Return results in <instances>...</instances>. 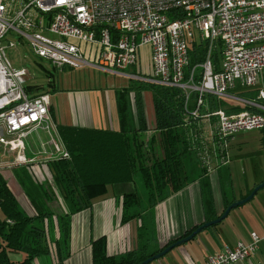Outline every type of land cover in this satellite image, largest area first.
I'll return each mask as SVG.
<instances>
[{"label":"built area","instance_id":"2783aa9c","mask_svg":"<svg viewBox=\"0 0 264 264\" xmlns=\"http://www.w3.org/2000/svg\"><path fill=\"white\" fill-rule=\"evenodd\" d=\"M11 32L57 69L89 66L124 74L140 65L141 49L148 46V73L137 70L126 75L183 88L185 106L191 94L198 92L191 114L214 117L209 136L216 142L215 153L222 164L229 161L232 136L264 128L260 112L227 113L219 108L200 114L205 96H232L230 92L238 86L260 84L258 98L264 99V0H0V145L8 157L1 161L3 167L34 165L40 160L46 166L49 161L70 158L52 119L51 95L30 96L28 70L14 67L7 57V47L17 41L7 38ZM204 40L208 42L205 59L191 67L190 46ZM217 41L222 43L219 68L213 60ZM249 103L264 110L261 102ZM39 130L54 132L53 149H43L41 158L30 155L26 144ZM200 143L199 159L211 171L210 147L207 140ZM262 244L264 234L252 232L250 242L225 245L197 264H240Z\"/></svg>","mask_w":264,"mask_h":264},{"label":"trees","instance_id":"16d2710c","mask_svg":"<svg viewBox=\"0 0 264 264\" xmlns=\"http://www.w3.org/2000/svg\"><path fill=\"white\" fill-rule=\"evenodd\" d=\"M207 49L208 42L205 40L191 44V67L205 59ZM221 51L222 43L217 41L213 51L216 68H219ZM200 77L201 72L196 79ZM130 89L135 91V113L125 94L130 90H125L119 99L118 129L60 126L59 134L70 152V158L47 163L51 182L41 181L31 175L30 186L26 187L24 183L20 184L16 176L9 181L7 174L0 169V264H34L38 255L51 252L50 243L58 251L60 241L50 237V229L45 225L47 219L58 218L60 232L63 238H67L70 233V217L74 213L92 207L95 198L107 193L108 186L135 182L138 174L141 175L144 189L139 191L136 188L124 193L121 201L123 222L134 218L142 221L137 231V246L125 254L108 256L106 240L101 237L92 242L93 264L141 263L188 236L199 225L223 214L207 215L203 223L171 240L165 247L150 249V241L154 238L150 233L155 224L153 208L170 194L189 185L194 178L195 165L200 164L198 147L201 144L202 128L193 123L198 118L191 114L197 106L198 92L191 94L187 109L183 88L134 81ZM260 89L261 86L244 88L236 91V94L264 104V99L258 98ZM143 91H151L153 97L154 120L151 126L146 115ZM253 93L255 98L251 99ZM204 100L208 102L209 111L224 108L227 113L249 110L264 114L263 109L253 105L238 107L231 104L229 99L214 95H207ZM150 130L153 133L148 136ZM262 141L264 143V136ZM200 165L201 172L205 171L206 168ZM14 178L20 192L12 188ZM254 187L240 198L248 196ZM19 195L31 204L33 214L22 207ZM57 195L66 204V210H62ZM208 195L206 206L213 209L212 192ZM234 201L236 199L226 201L223 211ZM55 202L57 204L54 205ZM10 253L22 254V259L13 260Z\"/></svg>","mask_w":264,"mask_h":264},{"label":"crops","instance_id":"0c3cea01","mask_svg":"<svg viewBox=\"0 0 264 264\" xmlns=\"http://www.w3.org/2000/svg\"><path fill=\"white\" fill-rule=\"evenodd\" d=\"M150 55V48L143 46L140 52V65L128 68L124 74L104 72L89 66L82 68L65 67L63 69L53 67L56 75L51 73L52 77L49 78L47 85L26 83V89L30 96L41 93H49L51 95L50 112L58 130L60 126L118 129L120 127V95H123L125 90H130L127 93L125 92V94L128 97L132 112L135 113L133 98L135 91H131L130 87L134 81L147 82L139 78L129 77L126 74L137 72V70H140L141 74L148 73ZM95 71H98V74ZM244 88L247 87L238 86L230 92L232 96L225 98L238 107L252 105L249 102L253 100L236 94V91ZM143 97L146 115L151 126L154 120L151 91H143ZM208 111V102L204 100L201 114L203 115ZM213 121L214 117H200L194 120L193 123L202 128L200 137H203L209 143L211 156H213L214 160V168L211 171L205 170L201 172L202 167L198 163V165H195L194 178L189 185L176 193L170 194L165 200L155 205L153 208L154 238L150 242L151 250L165 247L171 240L178 238L195 225L203 223L207 215L219 216L224 212L226 201L238 200L236 196L231 198L227 196L223 188V181L225 179L228 181V179L220 171L222 163L220 157L218 156L219 159L216 157V142L209 136ZM152 133L153 131L150 130L148 136H151ZM49 144H51V140ZM42 149L48 150L45 143L42 144ZM28 153L31 152L28 150ZM213 153L214 155H212ZM30 155H36L37 158L43 157L41 153L40 155L32 153ZM7 159L8 157L4 155L0 145V169L4 173L5 168L9 167H3L5 164H2L1 161ZM40 162L41 160L37 161L38 164ZM262 171H264V168L260 167L259 164L253 165V172H251L248 180L246 179V182L237 185L240 186L238 189L240 197L247 194L252 187L264 180V176L261 177ZM229 184L234 190H237L232 179ZM11 185L16 192H20L15 178L12 180ZM136 188V179L135 182L108 186L107 193L95 198L92 207L76 212L70 217V233L67 238H63L60 232L58 218L51 217L47 219L45 225L46 228L50 229L49 235L53 239L60 241V248L56 251L53 243H50L51 252L38 255L34 259V264H93L92 242L101 237L106 240V254L108 256L125 254L135 249L137 246V231L142 221L134 218L123 222L121 201L124 193L132 192ZM262 191H257L254 197L249 200L253 201L249 204L250 209L247 207V211L242 210L235 214V222L239 220V226H233V232L229 229L230 227L221 228V226H216L224 218L221 222L213 225L216 227L212 231L205 230L207 228L202 230L207 231L205 234L206 244L202 241L203 238L201 239L202 231L200 234L198 233L202 245L205 244L209 251L205 252L203 247L200 250V243L191 244L188 247L182 243V248H185V253L182 256L177 251L181 248L170 252L172 248L161 256L165 257L163 258L166 259L165 261L163 259H154L150 264H197L203 262L209 254L219 251L225 245H234L239 240L250 242L252 232L264 234V190ZM209 192H212L213 209L206 206ZM240 197L239 199H241ZM19 200L23 204L25 197L19 195ZM25 209L27 211L30 210L27 205H25ZM232 210L233 208L229 214H231ZM10 258L20 260L22 259V254L10 253ZM240 264H264V244Z\"/></svg>","mask_w":264,"mask_h":264},{"label":"rangeland","instance_id":"374dc122","mask_svg":"<svg viewBox=\"0 0 264 264\" xmlns=\"http://www.w3.org/2000/svg\"><path fill=\"white\" fill-rule=\"evenodd\" d=\"M50 35L48 34V36ZM9 37L17 39L15 46L7 47L6 49L7 57L12 63V65L17 68L25 67L28 70V76H27L28 84H32V85H45L46 84L47 85L49 78L52 77L51 73L56 75V71L54 70L52 64L46 59L39 58L33 52L28 42L24 38H22L19 34L11 32L7 35V38ZM200 72H201V69L198 68L197 74H199ZM95 73L98 74V71H95ZM96 81L99 82L98 79H96ZM258 86H261V85L259 84ZM247 88H255V87L252 86V87H247ZM251 96H252L251 99L255 98V93L251 94ZM222 98L224 99L225 97H222ZM228 101L231 103L230 100ZM188 104L189 103H187V106H185V108L187 109L189 108ZM53 134L54 132L52 133V131L50 133L44 130L33 132L26 140L28 150L32 154L40 155V152L43 150L42 144L45 143L46 148L48 149V152H51L53 149V145L49 144V141L51 140V137ZM263 136H264V129H254V130H249V131H242L232 136L231 140L228 142V147L230 143V147L228 149L229 162L226 164L225 163L221 164L220 171L221 173H224V175H226V178L228 179V181L225 179L222 184H223V188L226 191L227 196H229L230 198L236 196V198L240 200L239 190H238L240 186H237V185L242 184L243 182H246V179L248 180V177H250L251 172H253V165L256 166L257 164H259L260 167L264 168V143L262 141ZM191 137L193 138V136ZM201 139H204V138L202 137ZM212 155H214V153ZM216 157L218 158V156ZM198 160L200 161L199 157H198ZM200 164H202L201 161H200ZM212 166L214 168V160L212 162ZM5 173L7 174L6 176L9 181L11 180V178L16 176L20 184L22 182L26 185V187L30 186V183L32 180L31 175H33L35 178L37 177L41 181L51 182L50 181L51 174L49 172V169L46 166H44L43 163H39V164L35 163L34 165L16 166L10 169L5 168ZM261 174H262L261 177H263L264 171H262ZM230 177L234 185H236L237 190H234L232 186H230L229 184L231 183ZM136 186L139 191L143 190V181L141 179L140 174L136 175ZM262 190H264V187L260 189V192H263ZM57 197L59 198V201L62 204V210L63 211L66 210L67 206L63 202L62 198H60L59 195H57ZM251 202L253 201H247L233 208L231 214H229L227 218H225L221 223H219L216 226H221V228L230 227L229 229L233 232L234 228L232 227L239 226V223H238L239 220L237 219L238 221L235 222L236 220L235 214L242 210L247 211V207L250 209L251 207L249 204ZM55 204H57V202H55L54 205ZM21 205L24 208H25V205H27L28 209H30L28 210L29 213L33 214V212L31 211L33 210V208L31 204L28 203L26 198H25V201H23V204L21 203ZM121 207H122V202H121ZM240 220H241V216H240ZM216 226L208 227L205 230L212 231L213 228H215ZM150 233L153 235V231ZM206 233L207 231H202L201 233V239L203 238L202 241L205 244L207 243L206 236H205ZM199 234L194 239H191L183 243L184 246L188 247L191 244L200 243L201 244L200 250H202L201 248L203 247L205 252L209 251V249L204 243H203L204 245H202V241L200 240ZM177 248H181V249L177 250ZM176 250L181 256L185 253V248H182L181 244L176 246V248H173L170 252H174ZM163 258L165 257H161L156 260H161ZM163 260L165 261L166 259H163Z\"/></svg>","mask_w":264,"mask_h":264},{"label":"water","instance_id":"95a60500","mask_svg":"<svg viewBox=\"0 0 264 264\" xmlns=\"http://www.w3.org/2000/svg\"><path fill=\"white\" fill-rule=\"evenodd\" d=\"M264 187V180L262 182H260L259 184H257L254 189L251 191V193L246 196L245 198H242L240 200H236L233 203H231L223 212V214L213 220H210L208 222H205L201 225H199L191 234H189L188 236L181 238L179 240H177L176 242L168 245L167 247H165L162 251L150 256L149 258L145 259L143 262L138 263V264H148L151 261H153L154 259H158L161 256H163L164 254H166L168 251H170L172 248L187 242L191 239H193L198 233H200L203 229L211 227L215 224H217L218 222H221L224 218H226V216L229 214V212L231 211L232 208L237 207L247 201H249L250 199H252L254 197V195L256 194L257 191H259L261 188Z\"/></svg>","mask_w":264,"mask_h":264}]
</instances>
